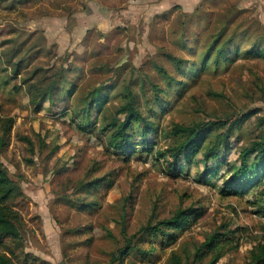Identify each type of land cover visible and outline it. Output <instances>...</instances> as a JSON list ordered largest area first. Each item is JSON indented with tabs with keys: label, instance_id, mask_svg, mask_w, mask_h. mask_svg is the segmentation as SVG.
Instances as JSON below:
<instances>
[{
	"label": "rangeland",
	"instance_id": "obj_1",
	"mask_svg": "<svg viewBox=\"0 0 264 264\" xmlns=\"http://www.w3.org/2000/svg\"><path fill=\"white\" fill-rule=\"evenodd\" d=\"M235 15L233 29L261 30L264 0H0V115L13 124L0 161L24 193L13 201L24 221L17 254L35 256L39 261L33 264H108L123 242L117 221L126 215L128 234L139 233L138 247L151 250L153 262L145 264H168L175 252L194 254L214 234L233 239L221 244L218 264H251L254 248L264 244L259 213L264 203L256 201L264 180L240 197L223 198L219 189L239 167L241 151L263 131L257 119L264 117V61L242 57L225 68L226 63L216 67L213 57L205 71L189 73L193 62L200 69L209 36ZM242 39L235 43H245ZM175 60H182L180 67ZM156 65L173 80H163ZM66 69L54 100L39 109L31 104L33 86L46 89ZM74 85L77 91L69 98ZM129 86L156 130L146 135L152 147L138 146L130 160L107 147L104 130ZM96 89L108 103L102 113L91 109L96 130L84 133L80 124ZM249 111L258 113L233 132L217 161H205L204 150L191 164L183 156L180 163L156 157L174 145L169 132L175 124L232 123ZM142 127H132L137 143ZM175 164L181 173L171 176L166 171ZM97 179L104 181L93 193L83 188ZM94 200L99 207L80 209ZM193 208H202L204 217L172 245L163 247L160 237L140 233L149 223ZM3 242L14 247L9 239ZM145 260L135 254L125 264Z\"/></svg>",
	"mask_w": 264,
	"mask_h": 264
},
{
	"label": "trees",
	"instance_id": "obj_2",
	"mask_svg": "<svg viewBox=\"0 0 264 264\" xmlns=\"http://www.w3.org/2000/svg\"><path fill=\"white\" fill-rule=\"evenodd\" d=\"M203 3L195 9L194 14L196 13V16L200 15V9H202ZM235 19L236 15L227 18L218 28L215 27L216 32L209 36L207 47L204 48L203 56L200 58V69L196 71L194 68L195 62H193L194 64L189 72L191 75L205 71L213 57H215L213 63L216 67H219L222 63H226L225 68L234 65L242 57L249 60L257 59L264 61V25L257 21L261 30L246 28L244 30L239 29L238 31V27L232 28V26L235 25ZM261 32L263 33L262 35L259 34ZM241 38H244L242 40H244L245 43L236 44L235 41ZM234 44H236V46H234ZM175 64L180 67L182 60H175ZM19 66L18 64L17 67ZM155 69L163 80H173L161 66L156 65ZM18 72L19 69L15 70V73ZM69 72L70 70L68 69L61 70L60 73L56 75L57 79L53 80L46 89L37 88V86L34 85L33 89L35 92L31 91L30 95L31 104L39 109L46 102H52L56 95L55 91L58 92L60 90L59 88H61L63 82L66 81ZM258 82L259 84L257 85H260L261 80L259 78ZM76 91L77 86H72L68 97H73ZM99 92L100 91L96 89L90 96L92 100L90 105H88L89 110L85 112L86 121L80 124L81 131L84 133H91L96 130V121H92L90 118L91 109L95 107L99 113H102L104 106L108 103V96L103 94L100 95ZM221 97L225 98L223 95ZM257 113L258 112L255 111H249L232 123L226 120L202 122L192 126L175 124L169 132V137L174 140V145L167 150L157 151L156 157L160 159L171 157L176 159L177 163H180L181 160L179 157L183 156L186 158L187 163L191 164L196 154L204 150L203 158L205 161H217L219 159L220 148L228 145L233 132L239 131L242 126ZM121 116H123V119L120 118ZM134 124H143L140 132L143 140L140 143L135 142L133 139L135 135H133L131 131ZM257 124L263 131L248 147L241 151L239 167H235L230 172V177L227 178L223 186L219 189L220 195L223 198L243 196L246 194L247 189H255L257 186H260L264 180V117L257 119ZM12 126L11 120L3 119L0 115V131L3 132L0 136V156L9 143V135ZM104 130L105 132H109L106 138L108 139L107 147L117 153H123L128 160L136 154L138 146L142 145L145 150H149L152 144L146 140V135L147 133H156V130L143 116L140 107L138 109L135 94L130 89V86L126 88L123 96V103L118 109L116 117L111 119ZM221 130H225V133L216 135V133ZM29 143L32 145L31 142ZM170 166L171 168L166 172L171 176L181 173L178 164ZM103 181V179L94 180L83 188L87 192L93 193L94 189H99ZM107 185L108 188L111 189L113 182L108 181ZM257 195L261 197V201L256 200L257 203H264V191L262 190V192ZM22 196H24V193L20 183L13 179L8 169L0 161V239L2 240L0 242V264H16L15 260L18 262L21 261L23 264H30L31 262L33 264V262L39 261L35 256L29 253L26 254L24 250L20 254H17L18 248H23L24 239L22 230L24 221L21 214L15 209L13 201ZM64 201H67L68 205H74L72 200L65 199ZM97 207H99V202L94 200L82 204L80 209L93 210ZM259 213L264 216V207H260ZM204 215L205 212L202 208L180 210L169 220L158 222L155 225L149 223L146 227L142 228L140 233L144 236L149 235L151 238L160 237L162 246L166 247L174 244L179 234L188 231L203 218ZM117 225L120 226V236L123 242L116 251L110 254L108 264H125L127 259L135 254L146 259L143 261V264L148 260L147 263H152L153 256L151 250H141L138 247L140 242L139 233L133 235L128 234L126 215H123L121 221H117ZM87 230L90 231V229ZM77 232H79V230H77ZM107 235L111 239L115 238L110 230L107 231ZM223 237L225 238L223 239ZM226 237V235L214 234L210 236L206 242L197 246L194 254H187L185 257L180 256L176 252L172 253L168 259V264H204V261L208 257H210V260L206 264H218L223 257L224 248L221 244L223 242L230 243L233 241V239L230 240ZM7 239L11 241L10 243L14 244V247L3 242ZM61 249L63 255H65L66 252L63 250V247ZM43 264L45 263L43 262ZM251 264H264V244L254 248Z\"/></svg>",
	"mask_w": 264,
	"mask_h": 264
},
{
	"label": "crops",
	"instance_id": "obj_3",
	"mask_svg": "<svg viewBox=\"0 0 264 264\" xmlns=\"http://www.w3.org/2000/svg\"><path fill=\"white\" fill-rule=\"evenodd\" d=\"M89 29H87V31H88Z\"/></svg>",
	"mask_w": 264,
	"mask_h": 264
}]
</instances>
